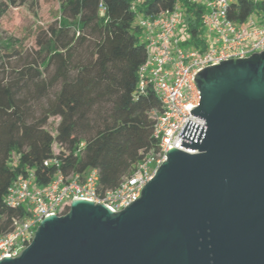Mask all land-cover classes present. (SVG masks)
Masks as SVG:
<instances>
[{
    "label": "water",
    "instance_id": "95a60500",
    "mask_svg": "<svg viewBox=\"0 0 264 264\" xmlns=\"http://www.w3.org/2000/svg\"><path fill=\"white\" fill-rule=\"evenodd\" d=\"M194 80L206 129L189 121L181 145L197 153L169 149L120 212L73 200L0 264H264V50Z\"/></svg>",
    "mask_w": 264,
    "mask_h": 264
},
{
    "label": "trees",
    "instance_id": "16d2710c",
    "mask_svg": "<svg viewBox=\"0 0 264 264\" xmlns=\"http://www.w3.org/2000/svg\"><path fill=\"white\" fill-rule=\"evenodd\" d=\"M179 3L185 6L190 42L198 45L204 8L188 0H59L58 20L40 39L37 56L0 78V233L24 213L5 201L20 175L33 172L45 185L59 171L67 176L98 168L107 190L133 174L157 146L155 114L162 105L151 87L142 92L138 86L147 53L137 18ZM8 8L0 3V17ZM256 10H264V0H236L229 16L241 22ZM23 53L11 40L0 42V61ZM54 89L37 116L33 103ZM51 117L60 118L55 134L47 129ZM51 159L58 163L45 165Z\"/></svg>",
    "mask_w": 264,
    "mask_h": 264
},
{
    "label": "built area",
    "instance_id": "2783aa9c",
    "mask_svg": "<svg viewBox=\"0 0 264 264\" xmlns=\"http://www.w3.org/2000/svg\"><path fill=\"white\" fill-rule=\"evenodd\" d=\"M235 1L188 0L204 8L202 41L198 45L190 42L185 6L181 3L154 17L138 16L147 53L139 69L138 86L142 92L151 87L162 105L161 111L155 114L157 146L137 164L133 174L107 190L101 188L98 168L67 176L59 171L45 185L37 183L33 172L20 175L7 192L5 201L24 213L13 219L8 231L0 233V260L19 256L32 242L43 220L53 214H66L73 200H90L120 212L141 197L142 188L167 161L169 149L174 147L190 154L198 152V149L181 145L184 139L181 133L189 121L204 125L206 129V121L191 113L201 101L194 80L196 73L208 65L250 57L264 50V10H256L239 22L229 16ZM52 163L58 161H45V165Z\"/></svg>",
    "mask_w": 264,
    "mask_h": 264
},
{
    "label": "rangeland",
    "instance_id": "374dc122",
    "mask_svg": "<svg viewBox=\"0 0 264 264\" xmlns=\"http://www.w3.org/2000/svg\"><path fill=\"white\" fill-rule=\"evenodd\" d=\"M0 3L9 5L7 12L0 17V42L11 40L15 46L20 45L24 51L23 55L13 57L10 61L6 56L0 61V78H8L14 71L27 65L32 57L37 56V51L40 49L39 42L49 36L50 25L58 20L56 14L59 0H0ZM87 51V45L80 50L83 54ZM40 70L48 74L44 66H41ZM54 96L55 89L47 98L33 103L37 116L43 113ZM59 120V117L50 118L47 129L52 134L56 133L55 128ZM56 150L59 148L56 147Z\"/></svg>",
    "mask_w": 264,
    "mask_h": 264
}]
</instances>
